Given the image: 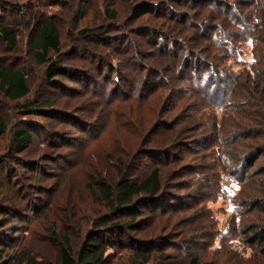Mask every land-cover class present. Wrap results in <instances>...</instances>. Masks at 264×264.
<instances>
[{
	"label": "rangeland",
	"instance_id": "1",
	"mask_svg": "<svg viewBox=\"0 0 264 264\" xmlns=\"http://www.w3.org/2000/svg\"><path fill=\"white\" fill-rule=\"evenodd\" d=\"M143 2L153 13L134 17ZM263 13L264 0H0L15 35L0 66L27 88L0 90V264H61L64 240L75 264H264ZM45 19L60 45L40 63ZM152 169L159 191L116 206Z\"/></svg>",
	"mask_w": 264,
	"mask_h": 264
},
{
	"label": "trees",
	"instance_id": "2",
	"mask_svg": "<svg viewBox=\"0 0 264 264\" xmlns=\"http://www.w3.org/2000/svg\"><path fill=\"white\" fill-rule=\"evenodd\" d=\"M152 13V7L147 6V4H145L144 2L137 4L132 8V14L136 18H141ZM259 23L261 24V29L258 30V33H260L262 36L259 41L264 44V13L260 17ZM0 40L6 42L8 46L12 47L15 44V35L9 28L1 27ZM59 45L60 37L56 25L50 20H42L33 44L36 56L37 58H39V62H46L48 54L50 52H57ZM263 55V49L256 50L255 59L257 64L261 67H264V61L261 60ZM255 72L257 73V75L264 73V71L258 69H255ZM45 74L48 78L51 79L56 77L68 79V72L66 68L54 66L52 64L48 65ZM0 90H2L4 95L12 100H17L25 97L27 94V88L25 84L24 74H22V72L19 70H12L0 66ZM50 104L51 103H46L45 105H49L48 107H50ZM45 109L47 110V107ZM47 113L48 112H44L42 115H48ZM3 128V122L0 119V130H4ZM12 140L16 149L22 151L31 142V134L25 130H18L14 132ZM159 188L160 182L158 170L152 169L146 177L137 182L126 184L116 193V206H125V208L127 209L132 208V206H134V203L133 205H130V203L133 199L144 194L155 195L159 191ZM0 218L4 219L5 217L0 214ZM117 227L118 226H115V228ZM92 255L94 254L91 252L90 255L86 256V259H91ZM98 261H100V259H98ZM61 264H75V262L70 257L67 240H64L61 247Z\"/></svg>",
	"mask_w": 264,
	"mask_h": 264
}]
</instances>
